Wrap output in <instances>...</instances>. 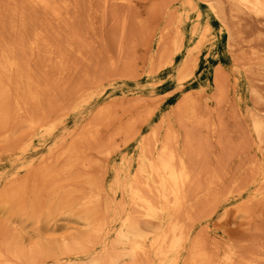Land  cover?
<instances>
[{"label":"rangeland","instance_id":"374dc122","mask_svg":"<svg viewBox=\"0 0 264 264\" xmlns=\"http://www.w3.org/2000/svg\"><path fill=\"white\" fill-rule=\"evenodd\" d=\"M202 1L0 0V189L26 195L0 190V264H160L163 236L182 248L166 264H264V0ZM165 152L186 170L177 211L141 174Z\"/></svg>","mask_w":264,"mask_h":264},{"label":"bare ground","instance_id":"6f19581e","mask_svg":"<svg viewBox=\"0 0 264 264\" xmlns=\"http://www.w3.org/2000/svg\"><path fill=\"white\" fill-rule=\"evenodd\" d=\"M34 0H31V4H32V2H33ZM201 1V0H200ZM204 1V0H203ZM202 1V2H203ZM239 1V0H238ZM242 1V0H241ZM251 1V0H250ZM29 2V1H28ZM47 2H48V0H35V2H33V3H35L36 5H38V6H45L46 4H47ZM59 2V1H58ZM74 2V1H73ZM23 3V2H22ZM57 3V2H56ZM190 3V2H189ZM204 3V2H203ZM241 3V2H240ZM4 4H6V3H4ZM12 4V3H11ZM18 4V3H17ZM35 4H33V5H35ZM207 4H209L208 2H207ZM258 4V0H253V2H252V4L251 5H253V6H255V5H257ZM14 5V4H13ZM56 5V4H55ZM9 6V5H8ZM73 6V5H72ZM3 7V6H2ZM5 7V6H4ZM14 7V6H13ZM46 7V6H45ZM50 7V6H49ZM194 7V6H193ZM52 8V7H51ZM213 8V7H212ZM17 9H18V7H17ZM26 9V8H25ZM57 9V8H56ZM211 9V8H210ZM214 9V8H213ZM4 10V9H3ZM2 10V11H3ZM12 10V9H11ZM29 10V9H28ZM31 10V9H30ZM71 10H72V8H71ZM212 10V9H211ZM215 10V9H214ZM214 10H213V12H214ZM1 11V12H2ZM9 12H10V10H8ZM56 11V10H55ZM60 11V10H59ZM195 11V9L193 8V12ZM71 12V11H70ZM171 12H172V10H171ZM215 12H216V10H215ZM34 13H35V11H34ZM57 13H58V11H57ZM5 14V13H4ZM30 14V13H29ZM39 14V13H38ZM51 14H52V12H51ZM50 14V15H51ZM55 14V13H54ZM3 15V14H2ZM1 15V16H2ZM6 15V14H5ZM4 15V16H5ZM45 15V14H44ZM49 15V14H48ZM55 15H57V14H55ZM188 15V14H187ZM29 16H31V15H29ZM186 16V15H185ZM26 17H27V15H26ZM55 17V16H54ZM53 17V18H54ZM187 17V16H186ZM2 18V17H1ZM0 18V19H1ZM58 18V17H57ZM196 18H198V14H197V17ZM217 18V17H216ZM24 19V18H23ZM30 19V18H29ZM48 19H50V18H48ZM71 19V18H70ZM199 19V18H198ZM3 20V19H2ZM25 20V19H24ZM32 20V19H31ZM186 20H187V18H186ZM1 21V20H0ZM4 21H5V19H4ZM48 21V20H47ZM52 21H53V19H52ZM40 22V21H39ZM50 22V21H49ZM8 23V22H7ZM63 23V22H62ZM5 24V23H4ZM32 24H33V22H32ZM2 25V24H1ZM9 25V24H8ZM72 25V24H71ZM196 25V24H195ZM38 27H39V24L37 25ZM29 27V26H28ZM69 27V26H68ZM176 27H177V25H176ZM196 27V26H195ZM204 27H206V26H204ZM2 28V27H1ZM8 28V27H7ZM13 28V27H12ZM30 28V27H29ZM3 30V29H2ZM42 30V29H41ZM208 30V29H207ZM26 31H27V29H26ZM40 31V30H39ZM1 32V31H0ZM4 32H6V30L4 31ZM9 33V32H8ZM27 33H29V32H27ZM26 33V34H27ZM194 33V32H193ZM22 34V33H21ZM202 34H203V32H202ZM206 34V33H205ZM1 35V34H0ZM7 35V34H6ZM12 35V34H11ZM29 35H30V33H29ZM32 35V34H31ZM2 37H3V35H1ZM9 37V36H8ZM15 37V36H14ZM33 37V36H32ZM31 37V38H32ZM200 37H203L202 35L200 36ZM205 37V36H204ZM45 38V37H44ZM41 39V38H40ZM199 39H201V38H199ZM3 40V39H2ZM12 40H14V39H12ZM19 40V39H18ZM14 41H16V40H14ZM11 42V41H10ZM18 42V41H17ZM199 42V41H198ZM1 43V42H0ZM22 43H24V42H22ZM46 43V42H45ZM70 43V42H69ZM179 43V42H178ZM197 43V42H196ZM68 44V43H67ZM202 44V43H201ZM24 45V44H23ZM22 45V46H23ZM200 45V44H199ZM27 46V45H26ZM45 46V45H44ZM58 46V45H57ZM21 47V46H20ZM194 47V46H193ZM53 48V47H52ZM51 48V49H52ZM56 48H59V47H56ZM17 49H18V47H17ZM39 49V48H38ZM37 49V53H39V50ZM41 49V48H40ZM1 50V49H0ZM20 50V49H19ZM25 50V49H24ZM60 50H64V49H60ZM180 50V49H179ZM196 50H197V48H196ZM22 51V50H21ZM49 51V50H48ZM53 51H54V49H53ZM61 51V52H62ZM195 51V50H194ZM7 52V51H6ZM27 52H29V51H27ZM42 52V51H41ZM50 52V51H49ZM158 52V51H157ZM176 52H178V50L176 51ZM67 53V52H66ZM69 53H70V51H69ZM23 54V53H22ZM55 54V53H54ZM8 55V54H7ZM6 55V56H7ZM24 56L26 55L25 54V52H24V54H23ZM45 55V54H44ZM57 56H58V54H56ZM55 55V56H56ZM69 55V54H68ZM1 56V55H0ZM39 56V55H38ZM40 56H42V55H40ZM52 56H53V54H52ZM57 56H56V58H57ZM167 56V55H166ZM2 57V56H1ZM7 58H8V56H7ZM12 58V57H11ZM42 58V57H41ZM52 58H54V57H52ZM63 58V57H62ZM165 58H167V57H165ZM1 59V58H0ZM13 59H14V57H13ZM16 59V58H15ZM14 59V62L16 61ZM38 59V58H37ZM65 59H67V58H65ZM171 59V58H170ZM2 60V59H1ZM4 60H5V58H4ZM29 60V59H28ZM27 60V61H28ZM168 60V59H167ZM3 61V60H2ZM11 61V66H13L12 65V60H10ZM42 61V60H41ZM54 61V60H53ZM1 62V61H0ZM5 62H7V61H4V63ZM13 62V63H14ZM17 62V61H16ZM24 62V61H23ZM23 62H21L20 64H22ZM35 62V61H34ZM34 62H32V63H34ZM38 62L39 61H37V64H38ZM52 62V61H51ZM3 63V62H2ZM0 64V66L2 65V67H3V65H4V63L3 64ZM36 63V62H35ZM155 63V62H154ZM165 63H166V61H165ZM6 64V63H5ZM20 64H19V66H20ZM45 64V63H44ZM43 64V65H44ZM52 64V63H51ZM50 64V65H51ZM63 64V63H62ZM8 65H9V61H8ZM7 65V66H8ZM14 65L15 66H17L16 65V63H14ZM35 65V64H34ZM64 65V64H63ZM164 65V64H163ZM5 66V65H4ZM18 67V66H17ZM21 67V66H20ZM35 67H39V66H35ZM55 67V66H54ZM58 67V66H57ZM9 68H10V70L9 71H12L11 69V67L9 66ZM26 68V67H25ZM49 68V67H48ZM51 68V67H50ZM153 68V67H152ZM155 68V67H154ZM15 69V68H14ZM17 69V68H16ZM36 69V68H35ZM40 69V68H39ZM43 69V68H42ZM4 70H5V67H4ZM8 70V69H7ZM22 70H24V68L22 69ZM3 71V70H2ZM25 71V70H24ZM40 71H41V69H40ZM44 71V70H43ZM151 71V70H150ZM150 71H149V73H150ZM157 71V70H156ZM155 71V72H156ZM23 72V71H22ZM39 72V71H38ZM54 72V71H53ZM152 72V71H151ZM8 72L6 71V74H7ZM14 73H16V71H14ZM47 73H48V71H47ZM50 73V72H49ZM9 74V73H8ZM7 74V75H8ZM12 74V72H10V75ZM7 75H6V77H7ZM37 75V74H36ZM42 75V74H41ZM33 76H34V74H33ZM8 77H9V75H8ZM7 77V79H9L10 78V80H11V76L8 78ZM39 77V76H38ZM43 77H46V75L45 76H43ZM33 79V78H32ZM34 79H36V78H34ZM40 80H41V78H40ZM37 81V80H36ZM35 81V82H36ZM7 82H10V81H7ZM48 82V81H47ZM42 83H43V81H42ZM2 84V83H1ZM9 84V83H8ZM17 84H19V83H17ZM36 84V83H35ZM3 85V84H2ZM5 85V84H4ZM3 85V86H4ZM52 85V84H51ZM49 86V85H48ZM5 87V86H4ZM39 87H40V85H39ZM43 87H44V85H43ZM43 87H42V89H43ZM51 88V87H50ZM21 90V89H20ZM49 90H51V89H49ZM48 90V91H49ZM5 91V90H4ZM9 91V90H8ZM33 91H35V89L33 90ZM41 91V90H40ZM44 91V90H43ZM42 91V92H43ZM86 91V90H85ZM2 93H4L3 95V99H6V97L7 96H5L6 95V93L5 92H3L2 91ZM48 93V92H47ZM81 93V92H80ZM18 94H20V93H18ZM43 94V93H42ZM28 95H29V93H28ZM30 95H31V92H30ZM29 95V96H30ZM36 95V94H35ZM48 95V94H47ZM21 96V95H20ZM24 96V95H23ZM33 96V95H32ZM74 96V95H73ZM27 97V96H26ZM81 97H82V95H81ZM0 98H1V96H0ZM66 98V97H65ZM71 98V97H70ZM69 98V99H70ZM80 98V97H79ZM2 99V98H1ZM0 99V100H1ZM17 99V98H16ZM64 99V98H63ZM24 100V99H23ZM26 100H28V99H26ZM67 100V99H66ZM6 101V100H5ZM4 101V106H2L1 105V107L3 108H7V107H5V106H7ZM60 101V100H59ZM25 102V101H24ZM31 102V101H30ZM46 102V101H45ZM44 102V103H45ZM56 102V101H55ZM61 102V101H60ZM13 103V102H12ZM11 103V104H12ZM36 103V102H35ZM1 104H3V103H1ZM27 104V103H26ZM31 104V103H30ZM50 104V103H49ZM52 104H53V102H52ZM51 104V105H52ZM13 105V104H12ZM40 105H42L41 103H40ZM45 105H46V103H45ZM50 105V106H51ZM54 105V104H53ZM53 105H52V108H53ZM57 105V104H56ZM55 105V106H56ZM22 105H21V103H20V107H21ZM30 106V105H29ZM35 106V105H34ZM43 106V105H42ZM36 107V106H35ZM46 107V106H45ZM64 107V106H63ZM66 108H67V106H65ZM64 107V108H65ZM70 107V106H69ZM11 108V107H10ZM33 108V107H32ZM38 108V107H37ZM42 108V107H41ZM44 108V107H43ZM50 108V107H49ZM55 108V107H54ZM61 108V107H60ZM22 109V108H21ZM46 109V108H45ZM61 109H63V108H61ZM61 109L59 110V113L61 112ZM68 109V108H67ZM23 110V109H22ZM49 111H52L51 110V108L50 109H48ZM54 110V109H53ZM70 110V109H69ZM42 111H44L43 109H42ZM67 111V110H66ZM6 112V111H5ZM11 112H12V110H11ZM24 112V111H23ZM31 112V111H30ZM28 113V116H30L29 114H32V113ZM48 112V111H47ZM53 112V111H52ZM1 113V112H0ZM9 113V112H8ZM35 113V112H34ZM41 113V112H40ZM63 113V112H62ZM64 113H66V112H64ZM63 113V114H64ZM103 113V112H102ZM2 114H3V112H2ZM10 114V113H9ZM38 114V113H37ZM45 114V113H44ZM51 114V113H50ZM54 114H57L56 112L54 113ZM5 115H6V113H5ZM5 115H3V116H5ZM38 115H40V114H38ZM46 115V114H45ZM60 115V114H59ZM58 115V116H59ZM100 115H101V113H100ZM50 116V115H49ZM22 117V116H21ZM37 117V116H36ZM36 117H35V119H36ZM40 117V116H39ZM57 117V116H56ZM55 117V118H56ZM4 118V117H3ZM5 118L7 119L8 117H6L5 116ZM10 118V117H9ZM27 117H25V119H26ZM43 118H44V115H43ZM18 119V118H17ZM17 119H16V122H17ZM20 119H22V118H20ZM24 119V120H25ZM33 119V118H32ZM34 119V120H35ZM41 119V118H40ZM57 119V118H56ZM52 120H54V119H52ZM5 121L6 120H4V122L3 123H5ZM14 121V120H13ZM21 121H23V120H21ZM27 121H28V119H27ZM41 121V120H40ZM49 121V120H48ZM7 122H8V120H7ZM9 122H11V120L9 121ZM20 122V121H19ZM36 122V121H35ZM44 122H45V120H44ZM47 122V121H46ZM50 122H51V120H50ZM25 123V122H24ZM37 123H38V121H37ZM36 123V124H37ZM22 124H23V122H22ZM41 124V123H40ZM39 123H38V125H40ZM3 125V124H2ZM6 125H8V123L6 124ZM10 125V124H9ZM8 125V126H9ZM35 125V124H34ZM98 124H96L95 126H97ZM100 125V124H99ZM5 126V125H4ZM3 126V127H4ZM12 126V125H11ZM17 126H19V125H17ZM31 126V125H30ZM34 127V126H33ZM39 127H42V125L41 126H39ZM257 127H258V125L256 126V129H257ZM5 128V127H4ZM8 128V127H7ZM31 128V127H30ZM40 129V128H39ZM42 129V128H41ZM157 129V128H156ZM132 130H134V129H132ZM15 131V130H14ZM130 131H131V129H130ZM159 131V130H158ZM161 131V130H160ZM1 132V131H0ZM5 132H6V130H5ZM8 132V131H7ZM132 133V132H131ZM128 134V133H127ZM124 135V134H123ZM151 135V134H150ZM149 135V136H150ZM133 136V135H132ZM159 136V135H158ZM83 137V136H82ZM32 138V137H31ZM90 138V137H89ZM130 138H131V134H130ZM153 138H155V137H153ZM80 139V138H79ZM82 139V138H81ZM87 139H88V137H87ZM77 140V139H76ZM144 140V139H143ZM151 140V139H150ZM19 141V140H18ZM64 141V140H63ZM85 141V140H84ZM88 141V140H87ZM86 141V142H87ZM154 141H156V139L154 140ZM22 142V141H21ZM29 143H31V140L30 141H28ZM76 142V141H75ZM82 142V141H81ZM93 142V141H92ZM144 142V141H143ZM156 142H158V140L156 141ZM14 143H15V141H14ZM13 143V144H14ZM18 143V142H17ZM20 143V142H19ZM61 143V142H60ZM72 143V142H71ZM77 143V142H76ZM82 144H84L83 142H82ZM90 144H91V141H90ZM89 144V145H90ZM157 144V143H156ZM31 145V144H30ZM68 145V144H67ZM70 145V144H69ZM85 145V144H84ZM21 146H22V144H21ZM21 146L19 145V148H21ZM144 146V145H143ZM13 147V146H12ZM76 147V146H75ZM79 148V147H78ZM80 148H82V147H80ZM57 149H59V148H57ZM67 149V148H66ZM76 149H77V147H76ZM142 149V148H141ZM150 149V148H149ZM65 150V149H64ZM74 150V149H73ZM153 150V149H152ZM60 151V150H59ZM62 151V150H61ZM67 151V150H66ZM70 152H72V150L70 149L69 150ZM76 151V150H75ZM79 151V150H78ZM162 151V150H161ZM12 152V151H11ZM58 152V151H57ZM65 152V151H64ZM68 152V151H67ZM66 152V153H67ZM145 152H146V150H145ZM153 152V151H152ZM159 152V151H158ZM62 153H63V151H62ZM65 153V154H66ZM79 154H80V152H78ZM150 153H151V151H150ZM160 153V152H159ZM162 153V152H161ZM175 153V152H174ZM110 154H111V152H110ZM141 154H142V152H141ZM48 155V154H47ZM67 155V154H66ZM65 155V156H66ZM70 155H72V154H70ZM146 155H147V153H146ZM160 155V154H159ZM163 156L159 159V162L156 164V163H154V162H156V161H151V163L147 166L148 167V170H141V174L143 175V173H145V174H147V175H149V176H155V177H157V179H158V182H157V186H156V190L155 191H157L156 193H157V196H159L161 199H163V201L164 202H166V203H168L167 201H168V198L169 197H171L172 198V200H173V203H172V205H173V207L176 209V211H177V209L179 208V205H180V203L183 205V201L181 202V200L183 199V197H182V194H181V188H182V186H183V184L184 183H186L184 180L187 178L186 177V170H185V166H184V163L182 162V160H181V158H179V159H176V157H175V155L173 154V153H171V152H165V153H163L162 154ZM64 155H63V157H65ZM81 156V155H80ZM161 156V155H160ZM178 156V155H177ZM59 157V156H58ZM61 157V156H60ZM67 157V156H66ZM72 156H70V158H71ZM74 157V156H73ZM111 157V156H110ZM158 157V156H157ZM157 157H155V158H157ZM45 158V157H44ZM145 158H146V156H145ZM151 158V157H150ZM68 159H69V156H68ZM72 159V158H71ZM82 159V158H81ZM147 159V158H146ZM146 159H145V161H146ZM149 159V158H148ZM56 160V159H55ZM66 160V159H65ZM75 160V159H74ZM74 160H73V162H74ZM43 161V160H42ZM48 161H50V159L48 160ZM53 161V160H52ZM70 161V160H69ZM68 161V162H69ZM82 161V160H81ZM143 161V160H142ZM142 161H141V164H142ZM54 162V161H53ZM57 162V161H56ZM63 162H64V160H63ZM72 162V163H73ZM65 163V162H64ZM70 163H71V161H70ZM72 163H71V166H70V164H69V166L70 167H73V165H72ZM81 163V162H80ZM79 163V164H80ZM139 163V162H138ZM148 163H149V161H148ZM47 164H49V163H47ZM54 164V163H53ZM82 164V163H81ZM176 164L178 165V167L176 166ZM50 165H52V164H50ZM127 165V164H126ZM143 165V164H142ZM39 166V165H38ZM69 166H67L68 168H69ZM76 166V165H75ZM58 167V166H57ZM146 167V166H145ZM41 168H43L42 167V165H41ZM75 168V167H74ZM36 169H39L37 166H36ZM53 169V168H52ZM67 169V168H66ZM138 169H140V167H138ZM188 169V168H187ZM33 170V169H32ZM34 170H35V168H34ZM55 170V169H54ZM107 170V169H106ZM43 171V170H42ZM45 171V170H44ZM56 171V170H55ZM137 171V173H138V171H139V173L138 174H140V170H136ZM40 172V171H39ZM58 172V171H57ZM42 173V172H41ZM50 174L51 173H53V172H49ZM50 174H49V178H50ZM54 174V173H53ZM52 174V175H53ZM140 174V175H141ZM42 175V174H41ZM43 175H44V179H45V177H47L48 178V173H47V170L45 171V174L43 173ZM128 175V174H127ZM139 175V177H141ZM135 176H137V174L135 173ZM191 176V175H190ZM26 177V176H25ZM53 177H56V175L55 176H53ZM116 177H117V174H116ZM138 177V176H137ZM139 177L137 178V179H139ZM142 177H144V176H142ZM141 177V178H142ZM154 177V178H155ZM30 178V177H29ZM39 178V177H38ZM42 178V179H43ZM132 178H136V177H132ZM140 178V179H141ZM146 178V177H145ZM27 179V178H26ZM41 179V180H42ZM43 179V180H44ZM52 179V178H51ZM54 179V178H53ZM136 179V180H137ZM191 179V178H190ZM18 180H19V178H18ZM23 180V179H22ZM125 180V179H124ZM144 180V182H145V180L146 179H143ZM13 181H15V180H13ZM24 181V180H23ZM22 181V182H23ZM33 181V180H32ZM44 181H46V180H44ZM117 181V180H116ZM134 181V180H133ZM142 181V180H141ZM155 181V180H154ZM191 181V180H190ZM22 182H20V183H22ZM47 182H49V181H47ZM118 182V181H117ZM125 182V181H124ZM132 182V181H131ZM135 182V181H134ZM139 182V181H138ZM146 182H147V180H146ZM33 183V182H32ZM38 183H40V181H38L37 182V185H38ZM114 183V182H113ZM141 183V182H140ZM140 183H136V184H140ZM189 183V182H188ZM191 183V182H190ZM8 184V183H7ZM17 184V183H16ZM23 184H25V183H23ZM41 184V183H40ZM116 184V183H115ZM11 185H12V183H11ZM27 185V184H26ZM132 185V184H131ZM148 185H150V184H148ZM10 186V185H9ZM14 187H15V185H13ZM17 186V185H16ZM39 186H41V185H39ZM98 186V185H97ZM111 186V185H110ZM145 188H147V184L145 183ZM186 186H187V184H186ZM133 187V186H132ZM131 187V188H132ZM139 187H141V186H139ZM144 187V186H143ZM142 187V188H143ZM152 187V186H151ZM189 187V186H188ZM7 188V187H6ZM21 188H23V187H20V185L18 184V186L17 187H15V190H14V188L12 187V189H13V192H11V190L12 189H10V194L8 195V196H6V195H4L5 193L3 192L4 191V189L3 188H1L0 190L3 192H1L0 191V193H2V196L3 197H7V198H5L6 200H8V199H12V200H14V202L16 203V201H18L17 203H21V201H19L20 200V198H21V196H23L24 195V197H22V199L23 198H25V192H23V190L21 189ZM25 188V191H27L26 190V188H27V186L26 187H24ZM141 188V189H142ZM144 188V189H145ZM186 188V187H185ZM3 189V190H2ZM92 189V188H91ZM94 189V188H93ZM100 189V188H99ZM128 189H129V187H128ZM136 189H138L137 187L135 188V190L134 191H129L130 192V194H131V197H132V199L130 198V200H132V201H135L136 202V204L137 203H139L142 207H143V209L145 210H143V212H145V215H147L148 217H156L158 214H160V212L162 211V206H161V210L159 209V208H157V205L156 204H158V203H154V205H153V203H150L148 200H146V199H144V198H142V197H140L139 196V194H138V191H136ZM149 189V188H148ZM147 189V192L149 191ZM6 190V189H5ZM9 190V189H8ZM107 190H109V189H107ZM150 190H151V188H150ZM190 190V189H189ZM91 191V190H90ZM141 191V190H140ZM152 191V190H151ZM24 194H23V193ZM37 192V191H36ZM39 192V191H38ZM92 192V191H91ZM189 192V191H188ZM187 192V193H188ZM195 192V191H194ZM27 193V192H26ZM186 193V194H187ZM8 194V193H7ZM28 194L29 195H31L30 193H29V191H28ZM122 194V193H121ZM153 194V193H152ZM143 195V194H142ZM188 195H189V193H188ZM187 195V197H189ZM192 195V194H191ZM2 196L0 197V199L2 200ZM37 196V195H36ZM35 196V197H36ZM130 196V195H129ZM156 196V195H155ZM154 196V197H155ZM205 196V195H204ZM121 197H123L122 195H121ZM27 198V197H26ZM104 199V198H103ZM109 199V198H108ZM186 199V198H185ZM6 200H4V201H6ZM16 200V201H15ZM123 200V199H122ZM171 200V201H172ZM3 201V200H2ZM25 200H23L22 201V203L24 202ZM121 201V200H120ZM170 201V200H169ZM7 203H9V201H6ZM12 202V201H11ZM14 202H12V203H14ZM249 202V201H248ZM121 203H123V202H121ZM130 203H131V201H130ZM133 203V202H132ZM169 203H171V202H169ZM168 203V204H169ZM219 203V202H218ZM138 204V205H139ZM187 204V203H186ZM5 205V204H4ZM4 205L2 206H0V207H2V209L4 208ZM11 205V204H10ZM18 205V204H17ZM122 205L123 204H121V207H122ZM125 205V204H124ZM163 205V204H162ZM181 205V206H182ZM216 205V204H215ZM8 206V205H7ZM7 206H5L6 208H7ZM12 206H14V204L12 205ZM126 206V205H125ZM125 206H124V208H125ZM137 206V205H136ZM140 206V207H141ZM132 206H130V208H131ZM140 207H138V208H140ZM158 207H159V205H158ZM166 207L168 208V206L166 205ZM170 207V206H169ZM10 208H11V206L9 207V210H10ZM13 208V207H12ZM173 208V209H174ZM185 208V207H184ZM164 209V208H163ZM170 209H172L171 207H170ZM175 209H174V212H175ZM110 210V209H109ZM141 210V209H140ZM12 211V210H11ZM123 211H124V209H123ZM166 211H167V209H166ZM109 212V211H108ZM163 212V211H162ZM173 212V211H172ZM10 213V212H9ZM130 213V212H129ZM179 213V212H178ZM176 214V213H175ZM108 215V214H107ZM173 215V214H172ZM147 216H145V219H147L148 220V218H146ZM160 216V215H159ZM126 217H128L127 215H126ZM126 217H125V219H126ZM144 217V216H143ZM175 217H178V216H175ZM158 218V217H157ZM160 218H161V216H160ZM159 219V218H158ZM173 219V218H172ZM175 219V218H174ZM177 219V218H176ZM120 220V219H119ZM161 220V219H160ZM146 221V220H145ZM151 221H152V219H151ZM150 221V222H151ZM171 221V220H170ZM173 221V220H172ZM179 221V220H178ZM92 222V221H91ZM125 222V221H124ZM133 221H131V224L130 225H132V224H134V223H132ZM154 222V221H153ZM142 224H143V222H141ZM148 224H149V222H147ZM169 223V222H168ZM172 223V222H171ZM174 223V222H173ZM180 222H178V224H179ZM151 224H152V222H151ZM138 225V224H137ZM135 226V225H133V226H135L136 228H138V227H140V226ZM141 225V224H140ZM155 225V224H154ZM153 225V226H154ZM175 225H177L176 224V222H175ZM175 225H174V227H175ZM124 226V224L122 223V227ZM129 226V225H128ZM133 226H131V228L133 227ZM171 226H173V224L172 225H170V227ZM130 227V226H129ZM134 227V228H135ZM100 228V227H99ZM173 228V227H172ZM98 229V228H97ZM126 229H127V226H126ZM139 229V228H138ZM137 229V230H138ZM167 229H168V227H167ZM165 230V233H166V231H168V230ZM170 229V228H169ZM99 230H101V229H99ZM98 230V231H99ZM122 230V229H121ZM134 231H135V229H133ZM133 230L131 231V233L133 232ZM136 230V231H137ZM177 229H174L173 231H176ZM184 230H185V227H184ZM97 231V232H98ZM141 231V230H140ZM171 231V230H170ZM173 231H171V232H173ZM137 232H139V231H137ZM169 232V231H168ZM169 233V235L170 234H173V233ZM178 232V231H177ZM180 232V231H179ZM186 232H188V231H186ZM185 232V233H186ZM119 233V232H118ZM125 233V232H124ZM134 233H136V232H134ZM146 233V232H145ZM183 233V232H182ZM120 234H121V232H120ZM122 234H123V232H122ZM151 234V233H150ZM167 234V233H166ZM166 234H164L165 235V237H166ZM184 234V233H183ZM126 235V234H125ZM125 235H122V240H123V238H125ZM137 235V234H136ZM138 235H140L141 236V234H138ZM144 235V234H143ZM142 235V236H143ZM146 235V234H145ZM168 235V234H167ZM174 235V234H173ZM186 234H184V236H185ZM131 236H134L133 234L131 235ZM139 236V237H140ZM141 236V237H142ZM177 237L179 236V233H178V235H176ZM183 236V238H186V236L184 237ZM171 237V236H170ZM144 238V237H143ZM169 238V237H168ZM174 238V237H173ZM178 238H180V237H178ZM183 238H182V240H183ZM171 239V238H170ZM125 240V239H124ZM127 240H128V238H127ZM156 240V239H155ZM173 240H175V239H173ZM167 241V240H166ZM169 241V240H168ZM168 241L166 242V243H168ZM133 242V241H132ZM131 242V243H132ZM136 242V240L132 243L133 245H134V243ZM174 242H176V241H174ZM173 242V244L172 243H168V244H171V245H169L168 247H164V245H165V238H164V236H163V238H161V239H159V237H158V239L156 240V241H154V243H153V245L151 246L152 247V250H153V252H154V256H156V257H158L159 259H160V264H166L165 263V259H166V257L168 256V255H170V254H175V253H177L178 251H180V250H178V251H176V249H175V245H177V243L175 244ZM177 242H178V240H177ZM180 242V241H179ZM185 242V241H184ZM193 242V241H192ZM87 243V242H86ZM120 244V243H119ZM123 245L125 244L126 246H127V244H129V242L126 244V243H122ZM168 244H166V245H168ZM179 244V243H178ZM129 245H131V244H129ZM128 245V246H129ZM140 245H141V242H140ZM165 245V246H166ZM127 246V247H128ZM132 246V245H131ZM131 246H130V248H131ZM137 246V245H136ZM137 247H139V246H137ZM182 247V246H181ZM140 248V247H139ZM198 248V247H197ZM79 249V248H78ZM85 249V248H84ZM135 249H136V251H137V249L138 248H135L134 246L132 247V250H134L135 251ZM178 249V248H177ZM203 250V249H202ZM78 251V250H77ZM81 251V250H80ZM84 251H87V250H84ZM127 251V250H126ZM135 251V252H136ZM139 251V250H138ZM65 252H67V251H65ZM74 252V251H73ZM115 252H117L118 253V251H115ZM122 252V251H121ZM129 252H131V251H129ZM135 252H134V254H135ZM181 252V251H180ZM15 253V252H14ZM68 253V252H67ZM132 253V252H131ZM137 253V252H136ZM139 253H140V251H139ZM143 253V251L141 252V254ZM230 253V252H229ZM71 254V253H70ZM77 254V253H76ZM116 254V253H115ZM121 254V253H120ZM144 254H146V252L144 253ZM149 253H147L146 255H148ZM178 254H179V252H178ZM198 254V253H197ZM108 255V254H107ZM126 255H127V252H126ZM136 255V254H135ZM137 255H138V253H137ZM145 255V256H146ZM177 255V254H176ZM14 256V255H13ZM64 256V255H63ZM78 256V255H77ZM113 256V255H112ZM123 256H124V254H123ZM198 256V255H197ZM110 257V256H109ZM116 257V256H115ZM114 257V258H115ZM119 257V256H118ZM118 257H116V258H118ZM129 257V256H128ZM133 257H134V255H133ZM132 257V258H133ZM150 257V256H149ZM176 257V256H175ZM174 257V258H175ZM226 257V256H225ZM2 258V257H1ZM15 258H16V256H15ZM111 258H113V257H111ZM121 257H119V259H120ZM129 258H131V257H129ZM148 258V257H147ZM232 258V257H231ZM5 259V258H4ZM93 259V258H92ZM91 259V260H92ZM96 258H94V260H95ZM98 259H99V257H98ZM107 259H108V256H107ZM150 258H148V260H149ZM227 259V258H226ZM109 260H111V259H109ZM113 260V259H112ZM115 261H116V259H114ZM134 260V259H133ZM135 260H137V258L135 259ZM173 260H175V259H173ZM190 260V259H189ZM203 260V259H202ZM88 261H90V260H88ZM107 261V260H106ZM114 261V262H115ZM150 261V260H149ZM201 261V260H200ZM204 261H205V259H204ZM224 261H226V260H224ZM4 262L5 261H3V264H4ZM97 262V261H96ZM136 262V261H135ZM134 262V263H135ZM185 262V261H184ZM186 262H187V258H186ZM7 263V262H6ZM87 263H89V262H87ZM105 263V262H104ZM109 263V262H108ZM110 263H111V261H110ZM150 263H151V261H150ZM202 263V262H201ZM230 263V262H229ZM8 264V263H7ZM10 264V263H9ZM86 264V263H85ZM93 264H95V263H93ZM97 264H98V262H97ZM101 264H103L102 262H101ZM107 264V263H106ZM124 264V263H123ZM148 264H149V262H148ZM171 264H176V261L175 262H171ZM187 264H189V263H187Z\"/></svg>","mask_w":264,"mask_h":264}]
</instances>
